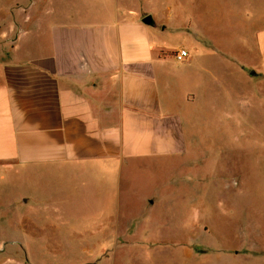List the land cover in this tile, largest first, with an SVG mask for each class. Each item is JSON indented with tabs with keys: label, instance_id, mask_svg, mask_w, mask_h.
<instances>
[{
	"label": "rangeland",
	"instance_id": "374dc122",
	"mask_svg": "<svg viewBox=\"0 0 264 264\" xmlns=\"http://www.w3.org/2000/svg\"><path fill=\"white\" fill-rule=\"evenodd\" d=\"M249 1L89 0L112 17L118 4L120 19L133 3L165 50L204 55L202 83L178 88L187 154L114 174L0 168V264H264V66L240 43Z\"/></svg>",
	"mask_w": 264,
	"mask_h": 264
},
{
	"label": "crops",
	"instance_id": "0c3cea01",
	"mask_svg": "<svg viewBox=\"0 0 264 264\" xmlns=\"http://www.w3.org/2000/svg\"><path fill=\"white\" fill-rule=\"evenodd\" d=\"M77 1L69 13L63 0H0V46L10 45L0 54V168L114 174L186 156L178 88L202 83L193 67L204 55L189 47L178 62L160 44L164 29L128 15L139 12L133 3L120 19L118 4L112 17ZM257 4L246 16L253 35L240 43L264 66Z\"/></svg>",
	"mask_w": 264,
	"mask_h": 264
},
{
	"label": "built area",
	"instance_id": "2783aa9c",
	"mask_svg": "<svg viewBox=\"0 0 264 264\" xmlns=\"http://www.w3.org/2000/svg\"><path fill=\"white\" fill-rule=\"evenodd\" d=\"M174 55L178 62H185L190 57L189 51L185 49L175 52Z\"/></svg>",
	"mask_w": 264,
	"mask_h": 264
},
{
	"label": "water",
	"instance_id": "95a60500",
	"mask_svg": "<svg viewBox=\"0 0 264 264\" xmlns=\"http://www.w3.org/2000/svg\"><path fill=\"white\" fill-rule=\"evenodd\" d=\"M142 24L145 25V26H147V27H151V28L157 27V24H156L153 16H151V15L143 18Z\"/></svg>",
	"mask_w": 264,
	"mask_h": 264
}]
</instances>
